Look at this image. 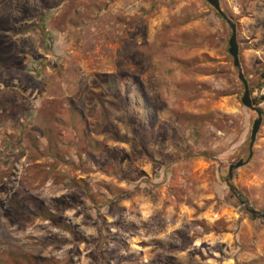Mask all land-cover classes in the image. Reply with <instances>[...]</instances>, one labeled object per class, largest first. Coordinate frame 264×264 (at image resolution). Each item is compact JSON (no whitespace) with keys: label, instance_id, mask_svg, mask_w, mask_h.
<instances>
[{"label":"rangeland","instance_id":"374dc122","mask_svg":"<svg viewBox=\"0 0 264 264\" xmlns=\"http://www.w3.org/2000/svg\"><path fill=\"white\" fill-rule=\"evenodd\" d=\"M219 1L259 100L264 0ZM230 37L206 0H0V264H264Z\"/></svg>","mask_w":264,"mask_h":264},{"label":"water","instance_id":"95a60500","mask_svg":"<svg viewBox=\"0 0 264 264\" xmlns=\"http://www.w3.org/2000/svg\"><path fill=\"white\" fill-rule=\"evenodd\" d=\"M206 1L213 8V10L229 25V27L231 29V37H230L229 42H228V45H229L228 53L233 59L234 67L238 69V72H239L238 78H239V80H240V82L244 88V93H243V97L241 99V103L245 108L251 110L252 112H254L257 115V118L253 122L252 129H251L250 154H249L248 160H247V161H249L252 158V148L254 146L256 137L258 135V132L260 130V127H261V124L263 121L262 112L258 107H256L254 105L252 97H251L248 82H247V80H246V78H245V76L241 70V65H240V61H239V47H238V43H237L236 25L224 14V12L222 11L221 4H220L219 0H206ZM245 163L246 162H244L243 160H240L237 164L231 165L229 167V170H228V180L232 178L233 171L243 167L245 165ZM251 214L253 215L255 220L258 218L264 219V214L259 213L255 210H252Z\"/></svg>","mask_w":264,"mask_h":264},{"label":"trees","instance_id":"16d2710c","mask_svg":"<svg viewBox=\"0 0 264 264\" xmlns=\"http://www.w3.org/2000/svg\"><path fill=\"white\" fill-rule=\"evenodd\" d=\"M215 14L217 16H219L216 12H215ZM259 78L264 80V72L262 74H260ZM253 103L255 106H257L258 103H264V96H260L259 100H255V101H253Z\"/></svg>","mask_w":264,"mask_h":264},{"label":"crops","instance_id":"0c3cea01","mask_svg":"<svg viewBox=\"0 0 264 264\" xmlns=\"http://www.w3.org/2000/svg\"><path fill=\"white\" fill-rule=\"evenodd\" d=\"M1 46V45H0Z\"/></svg>","mask_w":264,"mask_h":264}]
</instances>
